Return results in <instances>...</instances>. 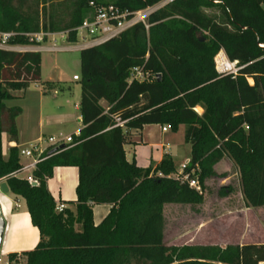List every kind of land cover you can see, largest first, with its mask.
<instances>
[{
    "label": "trees",
    "instance_id": "trees-1",
    "mask_svg": "<svg viewBox=\"0 0 264 264\" xmlns=\"http://www.w3.org/2000/svg\"><path fill=\"white\" fill-rule=\"evenodd\" d=\"M132 11L162 0H0V33L10 45H33L28 36L78 27L94 13L90 2ZM201 34V36H199ZM204 37V39H203ZM69 39L77 40L75 33ZM223 48L238 60L237 76L221 75ZM83 127L71 145L51 153L22 178L19 147L3 155V135L18 141L19 106L13 91L39 82L42 55L0 48V181L23 197L40 240L8 254L9 264H262L264 244L166 242L164 205L204 202L206 180L225 157L237 167L249 207L264 206V9L262 0H174L118 37L80 52ZM134 66L157 77L129 82ZM252 80V82L250 81ZM105 102V105L102 104ZM201 107L200 113L197 108ZM117 118L125 120L124 126ZM146 124L186 125L187 165L199 189L182 179L166 155L156 166L129 161L125 144ZM60 166L79 170L75 204L57 209L48 180ZM193 171V172H192ZM18 174V175H17ZM111 209L94 222L95 204Z\"/></svg>",
    "mask_w": 264,
    "mask_h": 264
},
{
    "label": "rangeland",
    "instance_id": "rangeland-1",
    "mask_svg": "<svg viewBox=\"0 0 264 264\" xmlns=\"http://www.w3.org/2000/svg\"><path fill=\"white\" fill-rule=\"evenodd\" d=\"M264 9V0H262ZM60 43H63L60 40ZM66 42H64L65 44ZM81 50L41 51L42 70L39 82H33L23 91H13L16 96L7 101L9 106H19L22 113L18 123L22 130L19 144L35 141L39 136L73 135L81 128L78 121L81 98ZM197 110L201 113L202 108ZM40 118L43 123L40 126ZM172 133L179 132L184 144L182 151L190 155L186 142V125L175 130L166 124ZM34 130V132H33ZM39 134V135H38ZM9 154L8 135L3 136V155ZM25 161L24 158H21ZM66 169V168H65ZM217 175L206 180L205 199L202 204H166L165 236L169 244L221 243L237 244L256 242L264 244V206L249 207L242 190L239 171L227 157L215 167ZM31 172L22 171L19 176L28 178ZM76 177L54 172L50 185L59 202V189L67 200L76 199ZM0 206L6 222L0 264H6L8 253L33 247L20 244L25 232L34 227L26 213V200L11 191H4L0 185ZM25 263L21 257L19 264ZM264 264V263H262Z\"/></svg>",
    "mask_w": 264,
    "mask_h": 264
},
{
    "label": "built area",
    "instance_id": "built-area-1",
    "mask_svg": "<svg viewBox=\"0 0 264 264\" xmlns=\"http://www.w3.org/2000/svg\"><path fill=\"white\" fill-rule=\"evenodd\" d=\"M173 1L174 0H162L155 5L147 6L135 11L123 9L115 4L98 5L94 1H91L90 6L93 7L94 13L92 16L84 19L78 27L64 31H41L37 33H30L28 35L30 37V41L35 44L18 45L15 48L21 51L35 50L41 52L73 49L83 50L85 48L97 46L118 37L121 33L137 23H143L148 29L150 15ZM71 33H75L77 40L71 41L69 39ZM0 34L3 44H6L14 35L13 32H3ZM60 40L63 43H60ZM64 42L66 43L64 44ZM215 63L216 69L221 75H233L235 77L241 69L238 60L230 59L223 48H221L216 54ZM156 77V75L144 69V67L134 66L130 72L129 82L152 81ZM74 79L79 80L80 77L75 75ZM250 81L252 82V80ZM125 122V120L117 118L116 125L124 126ZM164 129L166 130L167 127ZM76 134L78 135L79 131H77ZM76 134L60 135L58 137L49 136L46 139L41 136L33 142L16 145L19 147L20 157L25 159V161L21 160L22 171L31 172L28 179L32 184H37V181L34 180L32 173L37 168L38 164L53 153V150L56 152L59 149H63L66 145H71L74 141V135ZM187 165L188 163L181 166L178 171V175L182 179L189 180L191 186L199 189L200 187L198 181L191 178L190 173L187 172ZM1 182H3V180H1L0 183ZM65 207L66 205L64 203H57L58 210L61 211ZM6 264H9L8 259L6 260Z\"/></svg>",
    "mask_w": 264,
    "mask_h": 264
},
{
    "label": "crops",
    "instance_id": "crops-1",
    "mask_svg": "<svg viewBox=\"0 0 264 264\" xmlns=\"http://www.w3.org/2000/svg\"><path fill=\"white\" fill-rule=\"evenodd\" d=\"M16 46H18V45H10L8 43L3 44L2 39H1V34H0V48L17 50L15 48ZM102 104L105 105V102L102 101ZM77 109L80 110V105H79V107H77ZM39 121H40V123H39L40 126H42V123H43L42 118H40ZM78 121L81 123V128H82L83 124H82V120H81V114H79ZM17 126H18V131H19L18 141H10L8 139L10 146L11 145L12 146L21 145L19 143L21 140L22 130L20 128L18 120H17ZM165 127H167V126L162 125V124H146L141 130L134 131L132 133L131 137L129 138L128 142L124 146L127 159L129 161L135 160L140 167L147 168L150 166L158 165L163 160V158L166 155H168L172 158V160H173L178 171L183 164L189 163L190 157H191V145L189 143H187V144H189V147H190V155L188 156V154H185L182 151L184 144L182 143V140H181L182 138L179 137V135H178L179 132L172 133L168 127L165 130L164 129ZM80 129L78 131H80ZM33 132H34V130H33ZM39 137H41V136H39ZM22 144H25V143H22ZM55 170L56 171L61 170V173H63V174L75 175L76 183L78 184L79 170L77 167L60 166V167H57ZM50 181H51V178L48 180V188L55 198V194H54V191L52 190V187L50 185ZM1 183H0V185H1ZM77 184H76V186H77ZM59 197L60 198H59L58 203H62L61 201L67 200L66 198L62 197V190L61 189H59ZM73 199H71V200H73ZM65 205H66V207L70 206L72 209H75V204H70V205L65 204ZM166 208L167 207L165 204L164 205L165 223H166V211H165ZM110 209H111L110 204H107V203L95 204L93 207L95 224H99L107 216ZM26 213L29 215L28 211H26ZM164 232H165V230H164ZM39 240H40L39 229L36 226H34L33 228L32 227L29 228L28 233L25 232V234L21 238L20 244L23 246H29V247L34 248L37 245V243L39 242ZM199 244H219V245L225 246L224 244L217 243V242L216 243L201 242ZM28 250H31V249L29 248ZM22 251H26V250L21 249V250H14L11 252L21 253ZM11 252H9V253H11Z\"/></svg>",
    "mask_w": 264,
    "mask_h": 264
},
{
    "label": "water",
    "instance_id": "water-1",
    "mask_svg": "<svg viewBox=\"0 0 264 264\" xmlns=\"http://www.w3.org/2000/svg\"><path fill=\"white\" fill-rule=\"evenodd\" d=\"M199 36H201V34H199ZM203 39H204V37H203ZM54 151L55 150H53L52 152H54ZM33 185H36V183H33ZM1 188L4 191H9L8 184L5 181L1 183ZM5 227H6V222L3 218L2 208L0 206V249L2 247L3 237H4V233H5Z\"/></svg>",
    "mask_w": 264,
    "mask_h": 264
}]
</instances>
